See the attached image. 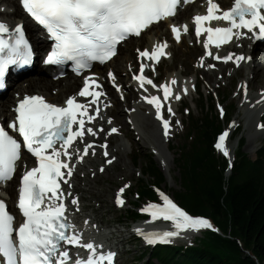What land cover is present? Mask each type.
Segmentation results:
<instances>
[{
    "label": "snow or ice",
    "instance_id": "6c2138e0",
    "mask_svg": "<svg viewBox=\"0 0 264 264\" xmlns=\"http://www.w3.org/2000/svg\"><path fill=\"white\" fill-rule=\"evenodd\" d=\"M191 2L192 0H20L24 11L43 26L54 41L44 63L63 65L71 61L77 73L91 69L94 61L101 64L109 61L117 54L120 42L126 41L130 36L139 37L154 23L175 16L181 3ZM212 21L225 23L213 26ZM193 23L198 39L202 33L206 34L203 40L205 55L213 56L209 51L210 45L219 48L233 38L241 37L264 39V0H233L227 9L221 8L216 0H207L206 13L195 14ZM170 28L177 42L180 41L182 32H188L187 24H172ZM166 47L167 41H162L157 42L151 50L137 48L138 57L153 63L146 65L141 62L140 74L134 76L141 88L147 83L162 90L165 101L173 94L171 86L168 83L155 84L144 74V69L151 66L154 70L155 62L168 55ZM32 57L33 49L22 23L10 26L7 22L0 21V89L6 86L5 76L9 68L29 65ZM214 58L226 62L234 58L237 66L241 61L251 59L250 56L233 53L223 57L215 55ZM200 59L203 66L204 57ZM207 67L214 65L209 64ZM107 76L119 92L120 86L116 83L114 73L109 70ZM175 83L176 80L173 79L171 84ZM184 91L187 92L186 87ZM246 91L245 87V94ZM19 95L17 93L18 99L13 108L14 118L0 122V182L7 183L13 178L22 158V149L35 158V166L29 168L25 162L20 177L17 207L23 219L18 226L6 201L0 199V264H114L115 252L101 251L102 245L83 240L82 232L68 216L65 199L71 196V192L61 186L62 183L69 185V188L71 186L68 178L72 176L75 164L70 162L74 158L77 162L82 161L92 149V142L85 141L84 138L86 134L93 137L98 134L92 121L100 115L99 98L104 95L102 86L94 76H86L83 87L77 94L67 97L64 105L51 103L40 94L26 93L22 98ZM77 95L91 99L80 102ZM175 98H180L178 92ZM144 99L155 107L156 116L162 120L167 136L169 121L161 115V98L153 95L145 96ZM93 105L96 107L89 113V108ZM104 106L108 107L107 104ZM167 110L172 112L170 106ZM220 112L223 115L222 107ZM100 131L104 129L101 127ZM116 131L114 127L110 129L112 133ZM13 133H17L22 140ZM227 136L228 132H223L216 143V148L225 156L229 155L225 146ZM79 142H84L82 149L77 146ZM101 147L106 148V144ZM104 154L107 156V151ZM107 162L111 163V160ZM126 187L128 185H124L119 191L122 193ZM156 191L163 203H149L140 210L150 213L153 220L163 218L172 221L175 230L144 234L147 243H168L182 231L213 227L207 219L189 215L162 191ZM116 203L124 204L119 193ZM71 205L76 206L75 210L79 211L77 198L71 199ZM84 223L87 224L88 221L85 220ZM136 231L141 233L139 228ZM69 245L87 250V255L81 257L76 253L73 256L67 247Z\"/></svg>",
    "mask_w": 264,
    "mask_h": 264
},
{
    "label": "trees",
    "instance_id": "16d2710c",
    "mask_svg": "<svg viewBox=\"0 0 264 264\" xmlns=\"http://www.w3.org/2000/svg\"><path fill=\"white\" fill-rule=\"evenodd\" d=\"M210 135L205 130L202 149L187 159L186 176L195 181L194 191L180 198L191 211L211 216L229 236H214L207 251L181 255L164 249L158 255L164 264H264V169L245 159L224 193L220 182L209 180L213 172ZM200 166L205 167L202 176L197 173Z\"/></svg>",
    "mask_w": 264,
    "mask_h": 264
},
{
    "label": "bare ground",
    "instance_id": "6f19581e",
    "mask_svg": "<svg viewBox=\"0 0 264 264\" xmlns=\"http://www.w3.org/2000/svg\"><path fill=\"white\" fill-rule=\"evenodd\" d=\"M11 2H10V4H8L9 5V7H12L13 5H14V2L12 1V0H10ZM0 4H1V1H0ZM17 14H21V12L18 10L17 12H16ZM163 27H159V28H156V30L158 31L159 29H162ZM152 39H149V41H150V43L149 44H151L152 43V41H151ZM119 62H121V57H120V60L117 62V63H119ZM261 65V67H260V71H262V73H264V67L262 66V64H260ZM25 81H28V80H25ZM62 81V80H61ZM76 82L74 81V80H68V82L65 84V88L67 89V90H70L73 86H74V84H75ZM44 86H46V90H47V93L48 94H50V89H51V87L54 85V82H52V80L51 79H47L45 82H44V84H43ZM40 87L41 86H39V84H36V83H32V84H29V85H27V87H24V85L22 86V90L23 91H21L20 93H24V92H26L27 91V89H29L30 90V92H35V88L37 89V88H39L40 89ZM26 89V90H25ZM61 92H60V94H59V96H62L63 94H64V92L65 91H67V90H64L63 89V86H61ZM13 92V91H12ZM37 92V91H36ZM14 93V92H13ZM59 96L57 97V99L59 98ZM52 99V98H51ZM10 101H14V100H12V95L11 94H9L8 96H6V98L5 99H0V106H3V107H0V117H2V116H5V115H7V113H6V110H9V107H8V103L10 102ZM262 110L261 111H259V112H256V111H253L254 112V115L255 116H248L249 118H250V120L252 119L255 123H259V121H261V114L264 112V105L262 104ZM245 109L247 110V107H245ZM248 111V110H247ZM250 112H252V111H248V113H250ZM248 129H249V131L251 130V128L250 127H248ZM260 133L261 132H257L256 130H254V131H252L251 132V134H252V140L253 139H256V138H258L259 136H260ZM154 140V139H153ZM144 250V248L143 247H141L140 248V250L139 251H143ZM244 252L246 253V254H248V255H250L251 257H254L249 251H247V250H244Z\"/></svg>",
    "mask_w": 264,
    "mask_h": 264
},
{
    "label": "rangeland",
    "instance_id": "374dc122",
    "mask_svg": "<svg viewBox=\"0 0 264 264\" xmlns=\"http://www.w3.org/2000/svg\"><path fill=\"white\" fill-rule=\"evenodd\" d=\"M181 51H183L182 49H181ZM185 60V56H183V55H181L180 56V61H184ZM263 83H264V81H263ZM263 83H261L260 85H262V86H264V84ZM259 87V86H258ZM36 89V88H35ZM75 88H73L72 89V91L74 90ZM64 95H67L66 93L64 94ZM246 135H247V138H248V134H247V132L245 133ZM260 143H261V141L260 140H257V145H260ZM247 149L252 153V145L250 144V142L249 141H247ZM129 161V160H128ZM140 163L141 164H143L144 163V161L143 160H140ZM133 173V172H132ZM104 196H106V194H104ZM125 236H126V234H125ZM139 254V251L137 250V248H135L134 247V251L132 252V255H138ZM141 264H143V263H141Z\"/></svg>",
    "mask_w": 264,
    "mask_h": 264
}]
</instances>
